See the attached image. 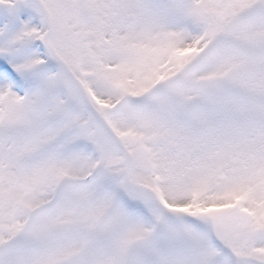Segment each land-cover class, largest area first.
Here are the masks:
<instances>
[{
    "label": "snow or ice",
    "instance_id": "obj_1",
    "mask_svg": "<svg viewBox=\"0 0 264 264\" xmlns=\"http://www.w3.org/2000/svg\"><path fill=\"white\" fill-rule=\"evenodd\" d=\"M0 264H264V0H0Z\"/></svg>",
    "mask_w": 264,
    "mask_h": 264
}]
</instances>
